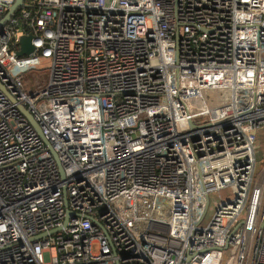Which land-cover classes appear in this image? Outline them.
Wrapping results in <instances>:
<instances>
[{
	"label": "built area",
	"instance_id": "obj_1",
	"mask_svg": "<svg viewBox=\"0 0 264 264\" xmlns=\"http://www.w3.org/2000/svg\"><path fill=\"white\" fill-rule=\"evenodd\" d=\"M263 126L264 0H25L0 28V264H264Z\"/></svg>",
	"mask_w": 264,
	"mask_h": 264
},
{
	"label": "rangeland",
	"instance_id": "obj_2",
	"mask_svg": "<svg viewBox=\"0 0 264 264\" xmlns=\"http://www.w3.org/2000/svg\"><path fill=\"white\" fill-rule=\"evenodd\" d=\"M43 79V78H42ZM42 79L36 81V73L32 72L27 76L28 84H32L34 87L38 84L42 83ZM228 93V90H219L220 96H224ZM191 103H194V100H190ZM257 147V161L255 167V175H257L264 167V126L261 128L260 133L258 134V138L256 141ZM232 190L230 188H225L222 191H212L209 194V204L207 210L204 214V217L201 221V225L206 226L210 223L212 218L214 217L219 204L222 200H227L231 198ZM247 215V208H245L240 214L239 220H243ZM233 247V246H232ZM224 264H231V258L229 253L226 254Z\"/></svg>",
	"mask_w": 264,
	"mask_h": 264
},
{
	"label": "water",
	"instance_id": "obj_3",
	"mask_svg": "<svg viewBox=\"0 0 264 264\" xmlns=\"http://www.w3.org/2000/svg\"><path fill=\"white\" fill-rule=\"evenodd\" d=\"M24 4H25V0H15L13 5L10 7L8 13L6 14V16L3 19L0 20V28L3 26L5 21H8L12 17V15L19 8H21ZM32 39H33V35H23L21 37V39H20L21 48L17 52L18 56L28 55V54L32 53L35 50V47H34V45L32 43ZM24 112H25L26 116L28 117V119L30 120V122L37 128L39 134L42 135L44 137V139H45V136L43 135V133H42L38 123L35 121L34 117L26 110H24ZM46 141H47V139H46ZM67 221H68V218H67L65 223H67Z\"/></svg>",
	"mask_w": 264,
	"mask_h": 264
},
{
	"label": "trees",
	"instance_id": "obj_4",
	"mask_svg": "<svg viewBox=\"0 0 264 264\" xmlns=\"http://www.w3.org/2000/svg\"><path fill=\"white\" fill-rule=\"evenodd\" d=\"M20 11H21V10H20ZM20 11H19V12H20ZM17 13H18V12H17Z\"/></svg>",
	"mask_w": 264,
	"mask_h": 264
}]
</instances>
